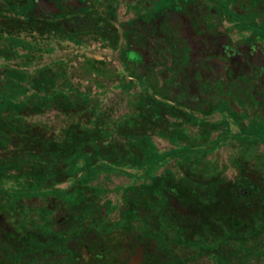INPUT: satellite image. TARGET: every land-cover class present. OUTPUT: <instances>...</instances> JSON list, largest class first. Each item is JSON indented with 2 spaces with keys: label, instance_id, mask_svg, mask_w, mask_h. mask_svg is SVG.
I'll list each match as a JSON object with an SVG mask.
<instances>
[{
  "label": "rangeland",
  "instance_id": "rangeland-1",
  "mask_svg": "<svg viewBox=\"0 0 264 264\" xmlns=\"http://www.w3.org/2000/svg\"><path fill=\"white\" fill-rule=\"evenodd\" d=\"M60 1L70 7L78 3V0ZM84 1L90 12H78V17L74 19L76 24L86 25L93 21L92 16L96 14L107 17L116 32L114 40L103 37L96 28L78 31L77 38L57 31L39 33L25 29L9 32L0 28V116L9 119L6 103H22L21 110L15 113L17 121L37 125L35 131L52 140L62 137L63 127L69 121L91 127L93 118H96L101 128L110 132L104 139H120L115 133L118 120L135 112V100L139 94L148 93L189 113L191 119H181V116L173 118L167 111H162L157 123H147L145 131L151 143V156L139 165L127 161L114 163L101 157L91 160L89 148L102 139L88 142L80 146L74 156L64 161L63 169L67 176L59 181H38L32 174H28L27 171L33 164L50 171L56 168L57 162L52 165L45 158H37V154H30L31 163H27L23 159L27 155L25 149L34 150L36 146L27 147L12 138H1L3 134L14 133L9 128H1L0 170L2 166L11 167L0 176V207L12 208L20 202L23 210L30 213L40 204V195L47 198L53 193L58 201V215L63 217L60 218L61 226L75 222L79 214L83 215V209L91 210V217L95 218L93 226H115V229L100 235L98 239L107 257H121L123 261H128L129 257L139 256L140 252L143 257L163 255L164 249L159 247L156 238L141 233L140 226L155 234L160 227L154 222L152 208L137 201L139 196H158L157 191L144 192L146 185L159 178L170 209L190 200L202 199L197 182L206 183L211 180L229 185L243 176H247L250 182H258L261 167L264 166V136L246 126L255 110L254 103L240 104L231 100V107L240 113L239 121H236L221 106L203 111V103L196 102L194 97L174 101L171 98L173 83L166 80L174 72L164 69L170 62L167 50L163 51L165 60L152 68V72L156 74L154 83L136 77L135 64L127 54L123 57L124 31L132 29L129 27L132 20L133 30L136 32L142 31V26H147L141 19L148 16L152 17L149 21L163 18L164 29L169 33L179 34L183 42L189 44L186 62L188 68L196 66L194 63L198 57L208 56V69L213 77L218 74L223 78L234 77L239 73L254 71H261L264 75V21L259 25L248 21L250 18L255 23L261 21L264 17V0H219V8L215 7L219 14L214 16L200 11L202 4L215 3L214 0H195L191 4V15L197 20L199 27L202 26L203 16L216 21L213 27L203 31L201 29L198 33L192 31L190 19L184 12L192 0ZM59 6V0H54V3L53 0H35V8L41 12L51 11ZM26 9V6L0 7V12L23 16ZM249 9H255V14ZM238 12L244 17L238 16ZM153 14L155 15L151 16ZM144 34L153 44L154 39L160 37ZM200 35L207 41H198ZM219 50L224 52L226 58L211 60L210 56ZM161 70L162 73L159 72ZM10 71L16 74L10 75ZM31 78H37L38 88L28 82ZM258 83L260 82L257 80L256 85L248 92L258 95ZM15 84L19 85L15 90L7 88L8 85ZM55 93H65L78 102L84 101L88 110L59 109L52 103ZM35 99L41 102L39 107L32 105ZM91 107L93 112L89 111ZM179 120L178 126L184 134L170 136L167 132L159 131L163 126L168 128L171 123ZM186 165L206 168L208 173L194 174ZM128 198L136 201V206H131ZM129 206L132 216L124 210ZM97 228L100 229L98 226ZM209 230L206 228L201 235V242L206 245L204 248L170 241L165 250L176 256H204L202 260L192 259L187 264H200L199 261L209 264L211 259H206V256L225 254L234 245L233 241L230 245L216 244L215 250L209 244L218 239L214 236L216 233ZM91 234L96 238L93 230ZM197 237L199 235L192 234L191 239ZM83 240L81 236L77 240L69 239L66 242L79 248ZM92 244L89 248L98 246ZM26 256L29 258L31 253L27 252ZM230 259L234 264H264L263 256L244 250L233 253ZM146 261L143 259L141 264H147ZM26 264L31 263L27 261Z\"/></svg>",
  "mask_w": 264,
  "mask_h": 264
},
{
  "label": "trees",
  "instance_id": "trees-1",
  "mask_svg": "<svg viewBox=\"0 0 264 264\" xmlns=\"http://www.w3.org/2000/svg\"><path fill=\"white\" fill-rule=\"evenodd\" d=\"M54 3V0H53ZM54 10L41 12L35 8L34 0H0V7L16 8L26 6L27 9L23 16L8 15L0 12V28H5L7 31L12 30H35L39 33L44 31L62 32L72 38H77L76 33L80 30L96 28L103 37H108V40H114L116 32L114 26L108 21L107 17L95 15L92 16L93 21L86 25L79 26L76 23L78 12L86 14L87 4L84 0H78L74 7L61 3ZM6 5V6H4ZM188 19L191 14L189 7L186 9ZM155 14L151 15L154 16ZM77 16V17H76ZM192 17V16H191ZM202 26L199 27L196 19L189 21L193 32L208 30L213 27L209 19L203 16ZM152 17L141 19L147 26H142L141 30L136 32L133 30V21L129 23L128 29L124 31L125 47L123 49V57L130 58L135 64L137 72L135 76L142 80H150L154 83L156 74L152 72V68L158 63L165 60L163 51L167 50L170 54V62L164 67L167 71L174 72L171 76L166 77L168 83H173L174 89L171 95L174 101H179L181 98L194 97L196 102H202L201 109L203 111L210 110L215 106L226 108L227 112L232 115L236 121H239V112L231 107L230 101L236 100L240 104H255V110L252 111V117L247 121L246 126L252 128L256 133L264 136V75L261 71L250 73H239L234 77L221 74L213 77L208 69L209 62L203 56L195 61V67L188 68L186 65L189 57V44L184 43L180 35L169 33L164 29L163 18H156L155 21H149ZM74 22L71 23L70 21ZM84 27V28H83ZM144 30V31H143ZM145 33L159 39H154L155 44L151 43ZM198 41L206 42L204 37L200 36ZM169 50V51H168ZM224 52L219 50L217 53L210 56L211 60L224 57ZM209 59V60H210ZM162 73V70L159 71ZM253 73V75H252ZM11 74H16L10 71ZM258 80V95L249 93L248 90L256 85ZM30 84L38 88L37 78L28 80ZM164 86V85H163ZM18 88L19 85H8L7 88L11 91ZM137 109L135 112H130L121 117L116 125L115 133L120 136V139L108 138L110 132L101 128L97 124L96 118H93L91 127L82 126L78 122L69 121L63 127V135L59 139L52 140L44 134H38L35 130L37 125L21 124L17 121L15 113L20 111L23 104L9 102L5 104L8 108V118L0 116V129L9 128L14 133L11 135L3 134L1 138H12L15 141H20L23 146L35 145L36 149H25L26 157L23 158L27 163H31L30 154H37V158H45L53 165L57 162V166L50 171H45L43 168H37L35 164L27 171L32 174L36 180H55L59 181L67 176L63 169L64 161L75 155L78 148L91 141L97 142L89 148V157L91 160L96 157H101L108 161L130 162L134 165H139L151 156L149 147L151 143L148 139V133L145 131L147 123H157L162 115V111H167L173 118L181 116V119H191V115L184 112L178 107L158 100L148 93H140L135 100ZM39 100L32 101L35 107L40 106ZM52 103L59 109H71L73 111L84 108L86 112L85 102H78L74 98L69 97L65 93H55L52 96ZM148 107V109H144ZM144 109V110H143ZM93 112V108H89ZM179 121L173 122L167 128L163 126L160 132L169 134H184L179 128ZM240 123V122H239ZM245 126V125H244ZM242 125V127H244ZM173 131V132H172ZM16 156V155H14ZM2 161V158H0ZM11 166H2L0 176L4 175L7 168ZM194 174L204 175L207 172L206 168H200L196 165H186ZM260 180L258 182H250L247 176L236 180L234 184H221L220 181L212 182L208 180L206 183L197 182V188L201 192L200 200H190L183 204H178V208H168V202L163 194V185L156 178L153 182L146 185L144 192L157 191L158 197H137V201L148 207L154 204L157 211L154 213V222L160 225L157 230L159 236L157 242L163 250L170 241L179 244H193L198 248L203 246L201 235L205 233L206 228H209L211 233L218 239V245H228L231 241L234 242L233 253L244 250L250 251L256 256L264 257V166L261 167ZM149 191V192H148ZM132 204L136 206V201L128 198ZM131 206L124 208L129 216H132ZM163 225H169V236L163 237ZM141 233L151 234L150 229L140 226ZM192 234L199 235V238L191 239ZM219 247V246H218ZM173 254L172 252L170 255ZM218 254L219 256H227ZM172 256H176L173 254Z\"/></svg>",
  "mask_w": 264,
  "mask_h": 264
},
{
  "label": "flooded vegetation",
  "instance_id": "flooded-vegetation-1",
  "mask_svg": "<svg viewBox=\"0 0 264 264\" xmlns=\"http://www.w3.org/2000/svg\"><path fill=\"white\" fill-rule=\"evenodd\" d=\"M194 1L195 0H192L188 5V7L190 6V14L191 4ZM214 1L215 3L202 4L201 13L205 14L208 12L213 16L219 14V10L215 8H219V0ZM253 11V14H255V9ZM184 12L187 15V11L185 10ZM237 15L244 17L241 16V12H238ZM191 16L190 21L192 19L195 20V17H193V15ZM205 17L209 19L212 26L216 23V21H213L211 18ZM248 21L252 24L259 25L264 21V17L257 23H255L252 18ZM247 37H249V34ZM54 196L53 193H50L47 198H45L46 196L40 195V204L37 205L35 210H31L30 213H26L23 210L20 202L12 208L0 207V264H26L27 261L31 264H141L143 259L147 260V264H187L192 259L202 260L204 257L172 256L165 248L163 250V255L143 257L141 254L142 252H140L139 256L133 258L129 257L128 261H123L121 257H107L104 255L103 247L99 245L101 242H99L98 239L100 235L103 236L112 229H115V226L111 227L107 224H97L93 226L95 218L91 217V210L89 209H83V215L79 214L72 224L68 223L65 226H61L60 223L62 222L60 218L63 217L58 215V201L55 200ZM158 196H160V193ZM165 197L167 200L166 195ZM151 208L154 214V212L157 211V207L153 204ZM33 215L35 217H33ZM80 221H84V223H79ZM28 225H30V227H28ZM97 226L100 227L99 230ZM163 229V237L168 238L169 225H163ZM92 230L96 238L92 236ZM81 236L84 240L79 248L74 246V244H67L66 242L69 239L77 240L81 238ZM145 236L155 237L157 240L159 233L155 234L151 231V234ZM63 242L65 244H63ZM92 243L98 246L89 248ZM230 243L228 245H230ZM216 244H218V241H211L209 245L216 250ZM204 247H206L205 244L199 248ZM27 252L31 253L29 258H26ZM227 252L230 253L227 256L210 255L206 256V259H211L208 261L209 264H234L230 259L233 254V245H231L230 251ZM198 263L203 264L204 261H199Z\"/></svg>",
  "mask_w": 264,
  "mask_h": 264
}]
</instances>
